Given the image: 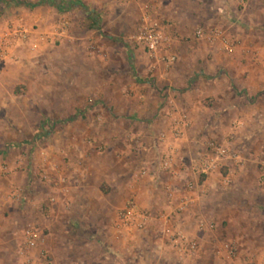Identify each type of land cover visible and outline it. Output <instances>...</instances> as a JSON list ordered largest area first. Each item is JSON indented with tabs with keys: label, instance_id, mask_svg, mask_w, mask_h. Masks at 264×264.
<instances>
[{
	"label": "crops",
	"instance_id": "0c3cea01",
	"mask_svg": "<svg viewBox=\"0 0 264 264\" xmlns=\"http://www.w3.org/2000/svg\"><path fill=\"white\" fill-rule=\"evenodd\" d=\"M21 1L24 3H14L11 9L17 15L14 24L27 27L31 40L16 47L8 59L0 62V249L11 239L13 242L21 239L25 245V233L21 230L24 228L37 231L44 242L30 256L24 255L23 249L13 250L11 264H27L29 259L31 264H215L209 247H216L222 229L235 223L232 211L236 207L232 208L223 198L229 189L224 185L230 182L232 173L224 175L220 171L201 178L196 151L203 149V139L224 140L234 148L242 144L238 133L230 135V142L221 135L225 131V119L231 115L238 118L239 130L246 124L245 118L253 123L259 120V130L264 129V73H256L257 67L264 68V59L254 53L264 45V0H142L144 7L155 5L175 24L182 17L195 18L212 28L213 22L221 21L233 30L239 45L252 51L247 55V66L242 67V61L247 59L241 52L234 56L221 55L218 47L221 38L215 36L220 32L210 29L213 35H208L199 45H175L174 53L180 58L174 68L152 61L155 85L134 79L132 90L123 95L121 104L113 103L112 94L107 93L105 111L111 115V121L104 127L90 128L95 135L92 142L83 137H55L42 140L45 143L39 147L33 138L34 131L41 128L39 124L6 121V116L13 111L34 112L33 108L18 104L19 99L26 97L24 88H29L36 72L39 74L40 64L51 63L55 55L65 70L67 46L79 44L78 21L69 18L71 12L52 4L60 0ZM63 1L98 4L111 0ZM13 19L6 20L3 27ZM91 31L94 30L86 29L88 38L82 44H99L96 37V41H91ZM251 45H255L254 49ZM229 59L241 70L235 84L238 91L227 76L214 77ZM60 79L59 82L65 81L63 73ZM58 100L60 114L67 111L70 103L74 111L85 108L82 102L77 103L75 97L64 92H59ZM114 114L122 120H112ZM183 116L189 126L177 138L176 121ZM102 129L108 130L106 138L98 134ZM5 131L10 132L6 135ZM258 136L252 131L244 142H256ZM100 146H104V153L99 152ZM246 167L239 166V177L248 176ZM39 168L52 177L51 172L56 170L68 181L65 180L64 193L48 183L50 189L46 187L49 191L45 202L52 216L38 222L28 221L25 227L22 217L29 204L20 195L33 184ZM23 180L27 182L25 188L21 187ZM189 184L195 186L193 191L188 189ZM184 199L191 200L190 209L177 214ZM131 201L153 214L152 222L143 231L122 225L120 212ZM239 208L244 212L243 207ZM163 215L169 216V221L160 219ZM254 218L245 213L239 218L240 226L248 229V233L243 229L239 233L248 234V239L255 235L250 226L255 223ZM167 225L183 231L196 242L198 252L175 249L164 234ZM243 236L240 234L232 240L243 243ZM4 257L5 253L0 252V264H10L2 260Z\"/></svg>",
	"mask_w": 264,
	"mask_h": 264
},
{
	"label": "rangeland",
	"instance_id": "374dc122",
	"mask_svg": "<svg viewBox=\"0 0 264 264\" xmlns=\"http://www.w3.org/2000/svg\"><path fill=\"white\" fill-rule=\"evenodd\" d=\"M14 3L21 5L24 2L21 0H0V28H6L3 27L6 20H11L14 17L16 18L17 15H14V12L11 10ZM257 4L259 6V3ZM142 6L141 2L122 0H111L98 4L83 1L76 4L75 1H71L70 4L66 2L64 11L71 12L69 18L78 21L76 32L79 38V44L67 46L64 71L62 65L58 63L57 55L54 56L55 58L51 60V63L40 64L39 74L36 72L33 75L34 83L32 82L29 88H24L23 96L26 95V97L21 100L19 99L20 102L18 103L19 105L23 103L27 108H33L34 112L19 114L13 111L12 115L8 114L6 116V121H29L39 124L41 128L34 131L33 137L34 141L36 140V142L39 143L38 147L41 146V143H45V141L41 142L42 140L55 137H83L92 142V138H94L95 135H93L94 129L92 130L90 128L94 127V125L97 128H101L108 125L107 122L111 121V115L107 114L105 111V107L108 105L105 99L107 93H110V95L112 94L113 103L121 104L124 103L123 95L132 90L131 87L134 79H143L146 81L145 83L148 81V83L155 85L154 79L156 78L154 75L156 70L152 67V61L156 64L162 62L164 65H167V68H174L180 58L178 54L174 53L175 51L173 48L175 45H199L204 42L203 39H207L206 37L208 35H212L210 29L219 31L220 38L235 44L231 45L230 50L227 51L221 39L218 46L221 55L227 57V55L232 54L234 56L235 53L241 52V56H246L247 59L242 61V67L244 68L247 66L249 62L247 55L252 51L245 45H239L240 43L236 40L238 38L233 30L229 29L228 26L226 27L221 21L216 20L213 22L214 28H212L213 26H208L205 22H200L195 18L182 17L181 19H177L176 25L175 22H171L169 16H165L164 11L159 12L157 10L158 7L155 5L150 7L151 16L166 30L170 42L167 43L168 46L164 48V51L157 57L150 56L138 40L144 25V16L147 12L144 6ZM242 7L244 8L243 5ZM14 20L15 19H13L11 23L14 24ZM86 29L94 30L93 32L91 31V36L89 37L92 42L97 40L99 43L98 45L82 44L84 40L88 38ZM199 31L204 32V37L201 38L198 35ZM207 42L212 43V40H207ZM254 47L255 45H251L250 48L254 49ZM254 53L258 58L264 59V45H261V48H257ZM173 56L176 57V62L174 65L169 66L167 60H163V58L167 59V57ZM231 59L228 60L230 65L227 62L225 68H221L214 77L221 79L223 75L227 76L228 79H232L233 81V89L238 91L239 89L235 84H237L238 77L242 74H240L241 70L238 69L237 63L233 62ZM256 69L258 75L264 73L263 67L259 66ZM247 72L249 73V71ZM61 73H63L65 81L59 82L61 81ZM260 84L259 82L257 83L258 88H260L258 86ZM59 92H64L70 96L72 95L75 97L77 103H79V101L82 102L85 107L83 108L84 110L74 111L71 107L72 103H70V105L66 107L67 111L65 113L62 111L60 114L57 103L59 101ZM243 92L244 90L242 93ZM71 102L73 101L71 100ZM96 108L99 109L98 112L94 111ZM112 116H114L112 120L118 122L122 120L120 116H116L115 114ZM237 119L238 118L234 115L225 119V131L223 134L221 133V135L225 137L227 142H230L228 141L231 139L230 135L233 137L238 133L237 138L241 137L243 139L242 144L234 148L233 145H228L224 140L218 142V140L203 139V141L201 140L203 151L200 149L196 151L199 153V157H196L198 158L196 162H198L201 156L206 154L207 145L211 142H217L221 145L228 146L229 149L238 152L242 157L240 163H229L228 166L223 167L221 170L224 175H228L229 172L232 173L230 182H228L227 185L222 184L227 189L229 187L223 198L225 203L229 204L232 208L236 207V210L232 211L233 215H235V223L232 226L225 227L224 230L222 229L221 236L216 242V247L215 245L209 247V252L214 258L213 261L215 264H227V262L217 255L218 249L226 243H234L238 247V262L240 264H244L248 260L264 263V185L262 184L264 159H260L264 157V129L259 130L258 127L260 123L257 122L259 120L253 123L248 122V119L246 120L245 118L247 122L242 126V129L239 130L237 128L239 124ZM126 121L127 119L121 122ZM141 122L147 124L145 120ZM60 126L61 129H58ZM107 131L106 129H102L98 134L106 138ZM252 131H255V133L259 135L256 142L255 140L244 142L245 137H248L249 133ZM9 132L10 131H5V134L8 135ZM18 148L22 147L18 146ZM98 150L101 153L105 152L104 146L98 147ZM252 159H256V161L258 159L259 161L255 162V160L252 161ZM244 165L247 166L246 168L248 170V176H246L245 179L244 175L239 177V166L243 169ZM38 171L39 172L33 176V184H31L27 190L22 191L20 195L21 199H24L23 201L29 204L27 213L22 217V226L25 227L30 223L28 221L34 220L38 222L43 217L47 219L52 216L50 207L47 206V202H45L48 195L47 191H49L47 190V188H49L48 183L57 191L61 189V192L64 193L65 185H67L66 181H68V178L58 175L56 170L51 172L53 177L45 175L40 168ZM200 176L201 178L203 177V175ZM20 183L22 188L26 187L25 184L27 182L23 180ZM54 202L55 204H59V202L53 201V203ZM239 207H243L242 210H244V212L240 211ZM244 213L255 217L253 220L255 223L252 225L250 224V226L254 228L253 234L255 235L253 237L256 238L255 240L253 239V241L251 239L253 237L248 239V234H245L248 233V229L245 228L244 230L243 227L245 226H240L241 222L239 218L243 216ZM242 229L245 231V237L243 236L244 234L239 233ZM21 230L24 233L27 231L26 228ZM240 234L245 238V242L238 243L232 240ZM21 242V239L18 242H13L12 239L5 242L3 245L4 247L0 249V252L5 253V257L2 260H8V263L10 262L11 264L13 252L23 249L25 246L24 242L23 244ZM243 248H245V252L242 251L244 250ZM241 255L242 260H240Z\"/></svg>",
	"mask_w": 264,
	"mask_h": 264
},
{
	"label": "built area",
	"instance_id": "2783aa9c",
	"mask_svg": "<svg viewBox=\"0 0 264 264\" xmlns=\"http://www.w3.org/2000/svg\"><path fill=\"white\" fill-rule=\"evenodd\" d=\"M141 2L142 0H122ZM147 11L144 16V25L141 29L140 36L138 38L140 44H142L148 54L152 57H157L164 51L170 42V38L167 35L166 30L160 25L157 20H154L151 16L150 6H145ZM216 38L219 37V33H215ZM198 35L204 37V32L199 31ZM213 35V33H212ZM222 39V38H221ZM31 40V31L18 24L9 23L6 28H0V62L8 59L11 53L19 45L27 44ZM222 44L227 51L230 50L231 45L228 40L222 39ZM169 66H172L176 62V57H167ZM186 117H182L176 121L175 136L179 138L183 135V132L188 128ZM242 161L241 155L229 149L228 146L221 145L217 142H211L207 145V153L202 155L197 162L200 175L209 176L215 172H220L223 167L228 166L229 163H240ZM262 184L264 185V173L262 175ZM188 189L193 191L195 186L193 184L188 185ZM191 200L184 199L176 210L177 214H182L190 209ZM120 220L122 225L127 229H136L138 231L145 230L153 220V214L150 211L141 209L136 202L131 201L120 212ZM169 216L163 215L160 219L169 221ZM205 223H202L201 227L204 228ZM164 234L169 239L170 244L181 252L189 251L191 253H197L199 245L196 242L191 241L183 231H178L174 227L167 225L164 228ZM44 241L41 239L37 231L28 229L25 233V246L23 248L24 255L30 256L40 244ZM218 257L227 262V264H240L239 261V249L234 243H226L218 249ZM27 264H31L30 259ZM244 264H264L253 260H248Z\"/></svg>",
	"mask_w": 264,
	"mask_h": 264
},
{
	"label": "trees",
	"instance_id": "16d2710c",
	"mask_svg": "<svg viewBox=\"0 0 264 264\" xmlns=\"http://www.w3.org/2000/svg\"><path fill=\"white\" fill-rule=\"evenodd\" d=\"M53 5L57 6L59 9L65 10L64 5L65 2L63 0H60V2H52ZM16 94H20L18 90H16Z\"/></svg>",
	"mask_w": 264,
	"mask_h": 264
}]
</instances>
